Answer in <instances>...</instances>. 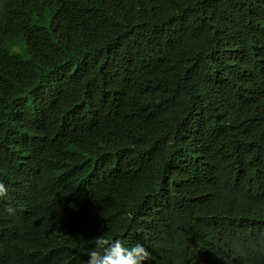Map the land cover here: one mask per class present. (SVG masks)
Instances as JSON below:
<instances>
[{"label":"trees","instance_id":"16d2710c","mask_svg":"<svg viewBox=\"0 0 264 264\" xmlns=\"http://www.w3.org/2000/svg\"><path fill=\"white\" fill-rule=\"evenodd\" d=\"M0 20L7 264H81L99 235L143 244L145 264H264V155L244 137L264 146V93L246 101L234 76L264 47V0H0ZM199 134L185 167L174 146ZM124 143L138 165L119 184L99 162Z\"/></svg>","mask_w":264,"mask_h":264},{"label":"clouds","instance_id":"9594fccd","mask_svg":"<svg viewBox=\"0 0 264 264\" xmlns=\"http://www.w3.org/2000/svg\"><path fill=\"white\" fill-rule=\"evenodd\" d=\"M196 7H198V5L193 4L187 6V9L191 10ZM4 24L7 23H5L3 20H0V25ZM221 33L223 34L222 38L225 40L229 34L228 24H226L225 27L224 25L221 27ZM194 47L196 49V46ZM258 47L260 49L264 48L260 43L255 46H251V49L246 52L251 53V55L248 56V60L241 65L237 72L234 73L235 76L242 72L248 77L250 81L249 84L243 85L242 97L243 99H246V101L250 99L254 100L264 93V54L261 55L258 53ZM261 50L264 53V49ZM253 55L257 56V62L252 60ZM224 58L228 60L226 56H224ZM240 61L241 58L236 60L234 63H238ZM157 107L158 103L155 101L152 104L146 105V108L153 114H157ZM98 108L101 109V106L99 105ZM76 119H78V117L75 116V120ZM244 132L246 133L244 137L248 139V145L253 151V157L255 161L259 162L260 158L264 155V146L256 145L259 143L256 139L253 142L249 141L250 132L247 128L244 129ZM103 134L104 133L97 132L96 136H99L103 141ZM33 136L35 138L34 133ZM135 149H137L136 145L124 143L118 149L110 152V154H106V156H108L107 159L100 160L99 162V172L109 175L110 177L116 179V181L119 183L118 179L116 178V173L118 172L117 166H119L120 163L121 165H138V161L133 158L131 154ZM173 155L176 159H180L181 164L185 167H192L202 155L201 135L199 134L195 138L176 143L174 146ZM0 158L1 166L6 167L7 158L4 146H0ZM6 195L7 188L3 182H0V197H4ZM86 195H89V189L87 186L80 182L77 183L74 186L72 197H84ZM146 202L148 204L155 205L156 211L160 212L162 200L158 194L153 192L150 193L147 196ZM147 210L151 211L150 208ZM73 219L75 218L73 217L71 221ZM145 223L146 216L144 215V212L138 209L136 213V225L141 227ZM5 250V248L0 249V264H7V253ZM60 252L62 254L67 253L65 249H62ZM150 255L151 254L148 249L139 242L128 246L127 242L124 239L119 238V236L118 238L106 239L102 235H99L94 238L93 245L82 255L81 264H145V262L149 260Z\"/></svg>","mask_w":264,"mask_h":264}]
</instances>
